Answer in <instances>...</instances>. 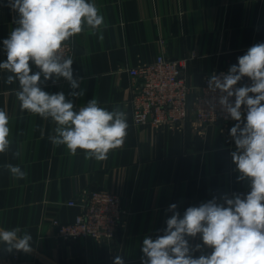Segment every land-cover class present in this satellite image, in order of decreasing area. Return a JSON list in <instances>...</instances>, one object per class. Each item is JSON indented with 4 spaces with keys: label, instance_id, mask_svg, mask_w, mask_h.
<instances>
[{
    "label": "crops",
    "instance_id": "0c3cea01",
    "mask_svg": "<svg viewBox=\"0 0 264 264\" xmlns=\"http://www.w3.org/2000/svg\"><path fill=\"white\" fill-rule=\"evenodd\" d=\"M105 18L98 39L86 29L71 40L75 90L60 78L41 85L50 94L63 92L75 108L93 98L100 106H116L126 112L127 136L122 147L112 150L104 161L76 155L49 140L56 124L49 118L22 111L16 97L18 82L7 84L9 73L0 70V109L10 117L12 144L0 153V228H21L32 235V251L20 252L22 264H141L143 240L163 235L171 204L181 218L190 206L227 194L246 195L250 182L238 181L240 173L232 160L236 150L229 127L209 125L198 133L187 122L181 130L154 133L150 127L135 126L132 119L131 76L128 69L139 60L152 61L160 53L187 61L184 76L199 86L215 69L238 64V57L264 43V0H92ZM0 3V62H5L3 40L17 27L18 13ZM33 73L39 69L33 64ZM43 79V77H42ZM244 77L240 82H249ZM251 83V81H250ZM246 122V120H245ZM19 152V155L15 153ZM19 166L24 179L14 178L5 165ZM106 189L121 195L131 214L108 245L92 239L60 241L61 222L74 220L77 206L67 202L83 189ZM190 245L201 244L194 257L210 254L199 235L188 237ZM0 242V251L8 253Z\"/></svg>",
    "mask_w": 264,
    "mask_h": 264
},
{
    "label": "clouds",
    "instance_id": "9594fccd",
    "mask_svg": "<svg viewBox=\"0 0 264 264\" xmlns=\"http://www.w3.org/2000/svg\"><path fill=\"white\" fill-rule=\"evenodd\" d=\"M8 6L18 13V26L3 40L7 59L0 62V70L9 73L7 84L18 82L21 110L56 124L55 134L49 136L53 145L64 146L72 155L81 150L88 159L106 160L124 144L129 127L126 112L119 106L108 110L94 98L77 109L63 92L50 94L41 87L62 77L73 89L70 96L83 95V90L75 91L80 81L74 78V61L65 48L86 29L104 39L101 29L106 25L100 9L92 0H9ZM33 64L39 69L34 73ZM244 77L251 85L234 87ZM208 87L221 93V109L226 118L237 122L230 129L236 146L231 156L240 173L238 181H249L250 191L233 193L231 198L225 194L222 203L213 197L190 206L182 218L177 205L171 204L168 211L173 214L166 220L163 235L143 240L141 264H264V43L251 46L227 74L212 75ZM10 136V117L0 109V153L10 149ZM5 167L14 178L27 175L19 166ZM197 235L210 254L194 257L202 246L193 247L187 238ZM31 241L32 235L19 227L0 228V242L8 252L30 253ZM114 264L124 260L117 256Z\"/></svg>",
    "mask_w": 264,
    "mask_h": 264
},
{
    "label": "built area",
    "instance_id": "2783aa9c",
    "mask_svg": "<svg viewBox=\"0 0 264 264\" xmlns=\"http://www.w3.org/2000/svg\"><path fill=\"white\" fill-rule=\"evenodd\" d=\"M75 44L72 40L67 42L66 55L73 57ZM187 64L185 59L175 60L160 53L154 60H139L128 69L131 76L129 102L135 126H147L154 133H160L181 130L189 122L201 134L209 125L220 124L224 128L236 123L226 118L227 114L221 109L218 103L221 93L218 90L213 92L208 87L212 75L227 74L230 67L213 70L204 77L201 85L195 86L189 84L184 76ZM244 85L250 86L251 83L238 82L234 87ZM230 100L234 102L235 97ZM245 118L246 112L242 115V119ZM67 205L77 206L79 212L72 221L53 220L57 226L56 237L60 241L85 238L92 239L98 245H108L131 214V210L123 206L121 195L106 189L80 190ZM22 263L19 251H0V264Z\"/></svg>",
    "mask_w": 264,
    "mask_h": 264
}]
</instances>
